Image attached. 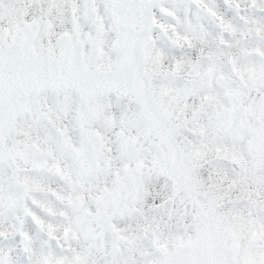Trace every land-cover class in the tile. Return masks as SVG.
<instances>
[{
	"label": "snow or ice",
	"instance_id": "snow-or-ice-1",
	"mask_svg": "<svg viewBox=\"0 0 264 264\" xmlns=\"http://www.w3.org/2000/svg\"><path fill=\"white\" fill-rule=\"evenodd\" d=\"M0 264H264V0H0Z\"/></svg>",
	"mask_w": 264,
	"mask_h": 264
}]
</instances>
